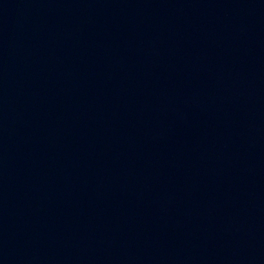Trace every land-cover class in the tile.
I'll return each mask as SVG.
<instances>
[{"label": "water", "instance_id": "water-1", "mask_svg": "<svg viewBox=\"0 0 264 264\" xmlns=\"http://www.w3.org/2000/svg\"><path fill=\"white\" fill-rule=\"evenodd\" d=\"M0 264H181L119 0H0Z\"/></svg>", "mask_w": 264, "mask_h": 264}]
</instances>
